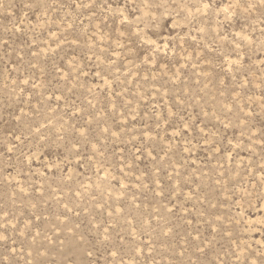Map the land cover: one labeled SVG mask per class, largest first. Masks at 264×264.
<instances>
[{
	"label": "rangeland",
	"instance_id": "obj_1",
	"mask_svg": "<svg viewBox=\"0 0 264 264\" xmlns=\"http://www.w3.org/2000/svg\"><path fill=\"white\" fill-rule=\"evenodd\" d=\"M0 264H264V0H0Z\"/></svg>",
	"mask_w": 264,
	"mask_h": 264
}]
</instances>
